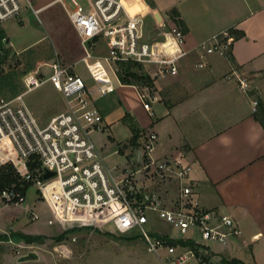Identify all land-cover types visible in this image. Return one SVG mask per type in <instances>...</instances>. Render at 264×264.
Returning a JSON list of instances; mask_svg holds the SVG:
<instances>
[{
    "label": "built area",
    "instance_id": "1",
    "mask_svg": "<svg viewBox=\"0 0 264 264\" xmlns=\"http://www.w3.org/2000/svg\"><path fill=\"white\" fill-rule=\"evenodd\" d=\"M65 1L57 3L79 38L81 62L92 85L88 86L55 55L47 78L27 73L22 77L23 93L11 99L0 96V166L11 163L21 178L35 186L51 213L47 224L85 227L110 223L118 234L137 233L160 264H204L210 245H226L241 235V229L230 215L200 204L194 196L197 184L190 177L192 164L187 157L179 153L175 158H154L157 135L144 132L134 155L129 147L113 152L126 159L124 166L109 165L91 137L104 129L102 115L91 101L95 95L114 91L109 72L120 83L118 65L135 63L154 65L158 73L175 76L177 64L185 55L183 33L175 25H163L159 40L146 38L144 18L129 12L124 0H68L70 7ZM24 9L37 15L29 0H0V26L20 21ZM100 38L108 54L98 59L91 51ZM231 43L228 30L199 43L201 62L196 66L203 68L209 55L224 56ZM232 75L240 91H247L246 79ZM45 83L61 94L65 111L42 126L24 103L23 95ZM134 88L143 109L152 115L150 104L155 98L147 88ZM256 105L253 102V110ZM32 165L34 170L30 169ZM47 172L52 176L44 179ZM167 185L172 186L170 194L161 190ZM0 199L6 204L25 202L14 188L3 189ZM38 219V215H31V220ZM152 220L176 232L175 236L161 235L193 243V247L153 238Z\"/></svg>",
    "mask_w": 264,
    "mask_h": 264
},
{
    "label": "crops",
    "instance_id": "2",
    "mask_svg": "<svg viewBox=\"0 0 264 264\" xmlns=\"http://www.w3.org/2000/svg\"><path fill=\"white\" fill-rule=\"evenodd\" d=\"M29 1L35 3V0ZM124 1L129 12L141 15L145 24L155 30L149 37L145 34L146 38L154 41L161 38L163 25H175L169 18V12L175 9L178 19L186 26L182 46L185 55L177 64L175 76L162 75L158 73L157 66L154 68L156 79L155 100L150 104L152 115L146 111L147 116L136 114L133 105L121 101V97L126 95L121 90L128 88L138 98L134 86L117 83L112 93L95 95L91 103L101 113L104 129L111 128L115 115L127 127L122 120L127 114L143 133L148 130L155 132L157 139L152 155L157 159H170L183 153L192 164L190 177L197 184L194 196L200 204L230 215L239 226V237H233L224 246L214 244L208 247L204 264H222L223 260L232 259L240 264H264V129L254 117L256 111L259 113L260 108H264V0H152L153 7L148 6L145 0ZM55 4H58L57 0H38V8L34 9L38 15ZM26 10L30 9H24L22 14ZM44 15L50 24L56 21L53 10ZM20 18L18 23L22 25L24 17ZM65 18L61 20L65 23L66 33H69L67 47L61 49L60 54L56 51L53 54L63 65L72 67L75 73L74 67L81 61L83 50L66 15ZM10 25L6 22L0 26L7 38L5 27ZM224 30L235 32L229 33L232 43L225 55H209L204 60L205 66L198 68L196 65L201 62V52L197 50V45ZM98 45L100 48H97ZM28 47L15 51L24 52ZM95 47L97 52L107 51L103 39H97ZM29 73H35L39 79H45L50 74L43 77L35 67ZM232 73L246 79L247 91H240ZM83 81L88 86L92 85L91 80L90 83ZM113 93L118 95V101L112 100L108 104L98 102ZM253 102L258 103L255 110ZM119 106L124 110L117 108ZM119 109L122 111L119 112ZM64 111L50 116L48 120L33 114L44 126ZM108 138L112 148L116 146L118 150L121 142L114 146L115 139ZM95 145L106 158L116 156L122 162L116 163L118 166L126 164L123 156L113 153L116 150L109 151L106 144ZM140 145L131 148L132 151ZM165 187L172 191L171 185ZM157 222L164 224L159 220ZM23 230L17 231L24 234ZM168 230L165 234L175 236L174 231ZM8 242L12 243V239L9 238ZM20 244V241L16 242L17 246ZM20 246L24 248V244Z\"/></svg>",
    "mask_w": 264,
    "mask_h": 264
},
{
    "label": "rangeland",
    "instance_id": "3",
    "mask_svg": "<svg viewBox=\"0 0 264 264\" xmlns=\"http://www.w3.org/2000/svg\"><path fill=\"white\" fill-rule=\"evenodd\" d=\"M65 3L70 7L68 0ZM32 4L33 8H38L36 6V4L38 5V0H35V3L33 2ZM53 6L44 12H39L38 15H35L30 10H26L23 14L21 13V16L24 17L22 25L17 21H13L10 22V26L5 27L8 36L6 40H2L5 48L11 47L12 51L16 53L15 50L29 46L26 51L16 53L19 55L17 59L22 62L16 68L18 71L23 70L26 62H28L33 63V66L42 73L43 77L47 76L50 73V61L54 58L53 55H55L53 52L56 51L60 54L61 49L67 47L69 33H66L65 23L61 20L63 18L66 19L65 13L59 4ZM52 10L53 18L56 19L55 25V22L50 24L44 15ZM146 26L145 24V34L149 37L155 30ZM57 31L60 33H57ZM69 45H72L71 41H69ZM97 48H100L99 45ZM97 48L94 47L91 51V54L95 56L94 58L100 59L108 54V50L104 49L105 51L100 50L97 52ZM142 67L145 72L151 76H155L153 70L156 66H145L143 64ZM74 70L87 83H90L87 70L81 61L76 63ZM109 75L114 84L117 85L115 76L111 72H109ZM121 91H125L126 93L124 97H121V101L133 105L136 108H133L134 111L136 110V114L142 113L145 115V110L135 92L129 88ZM112 100L113 102H116L115 100L118 101L116 93L98 102L108 104ZM23 101L36 115H40L42 120H48L50 116L65 109L63 98L53 89L50 83H45L26 93L23 95ZM121 109H119V112L124 110ZM114 117V120L111 119L113 122L110 129L106 128L107 130L104 129L100 133L96 132L92 134L93 141L98 143V145L106 144L109 151L116 150L115 145L121 142L118 145V149H120L122 146L127 145L130 139L129 129L119 119H116L117 115ZM148 132L153 131L148 130ZM108 137L115 139V147L112 148ZM131 154L134 155L133 151ZM116 158V156L108 157L106 158V162L109 165L121 164L122 162H119ZM141 183L143 184V182ZM161 190L168 194L171 193L167 187H161ZM37 195L35 186H30L26 193L24 206L22 204L15 206H12L13 204L9 206L8 204V206H5L6 203L0 199V234L7 233L9 230L16 232L17 230H23L22 226L24 225V233L42 235L47 238L41 244L26 245L20 242L24 244V248L20 246L22 244L17 246L16 242L19 241L15 239H12V243L8 241L0 242V264H160L157 258L146 250V245L141 239H128L132 236L139 237L137 233L129 235L118 234L110 223L91 224L89 225L91 227L90 230H83L68 235L61 242H54L51 238L58 236L62 231L72 228H82L84 226H77L78 224H73L72 227H68L67 225L61 226L57 222L47 224V220L51 219V213L45 202L39 200ZM33 214L38 215L39 219L37 221L31 220V215ZM151 224L153 226L151 232L161 234L169 232L166 224H161L157 220H152ZM173 234L176 235V232H173ZM23 252L24 255L28 252H35L38 255V259L24 263L17 262L16 257L21 256L20 254ZM189 264H199V262L190 261Z\"/></svg>",
    "mask_w": 264,
    "mask_h": 264
},
{
    "label": "trees",
    "instance_id": "4",
    "mask_svg": "<svg viewBox=\"0 0 264 264\" xmlns=\"http://www.w3.org/2000/svg\"><path fill=\"white\" fill-rule=\"evenodd\" d=\"M148 6L153 7L154 3L152 0H145ZM178 12L175 9H172L169 12V18L175 23V26L182 32H186V26L183 21L178 19ZM229 33L233 34L235 32L229 30ZM243 35V33H241ZM5 39V34L0 29V96L4 99H11L17 95H20L24 92V86L22 83V77L30 72L33 69V63L26 62L25 68L21 71H18L16 68L18 65L22 64L21 61L17 59L19 56L16 53L12 52L11 47H4L2 40ZM118 79L122 85H131L136 86L139 90L147 88L148 94L153 97L154 93V81L156 76H151L149 73L145 72L141 64L135 63H120L118 65ZM258 104V103H257ZM258 106V105H256ZM254 117L260 122L264 129V108H260V112L257 111L254 113ZM123 122L127 125L131 132V137L128 140V144L122 146L120 149H124L127 147L134 148L139 144V140L141 135L143 134L142 130H140L135 123V121L130 117V115H125L122 118ZM34 166H30L31 170ZM30 186H33L31 182L25 181L21 178L11 165V163L4 164L0 166V192L3 189L14 188L19 191L20 194L25 197L26 193ZM37 198L42 200L40 194L37 192ZM3 201V200H2ZM4 202V201H3ZM91 227L85 226L82 228H72L68 230L62 231L58 236L51 238L54 242L63 241L68 235H72L74 233H78L83 230H90ZM153 238H159L166 241L172 245H182V246H190L193 247V243L185 242L182 240L175 241L173 239H169L166 235H161L159 233L153 232L150 233ZM140 237V236H139ZM134 237L128 239H141V237ZM9 238L18 240L20 242L25 243L26 245L33 244H41L47 238L42 235H32V234H23L21 232H16L9 230L7 233L0 234V242L8 241ZM142 240V239H141ZM143 241V240H142ZM204 261H207V257H203ZM222 264H240L239 261L232 260H223Z\"/></svg>",
    "mask_w": 264,
    "mask_h": 264
},
{
    "label": "water",
    "instance_id": "5",
    "mask_svg": "<svg viewBox=\"0 0 264 264\" xmlns=\"http://www.w3.org/2000/svg\"><path fill=\"white\" fill-rule=\"evenodd\" d=\"M14 52L12 51L11 54ZM52 176V173L47 172L44 174L43 178L47 179L48 177ZM38 259V255L35 252H28L25 255H22L17 258V262H26V261H34Z\"/></svg>",
    "mask_w": 264,
    "mask_h": 264
}]
</instances>
